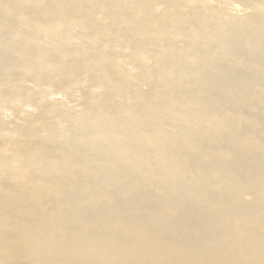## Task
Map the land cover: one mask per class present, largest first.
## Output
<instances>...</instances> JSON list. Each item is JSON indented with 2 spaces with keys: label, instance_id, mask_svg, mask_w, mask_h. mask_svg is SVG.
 <instances>
[{
  "label": "bare ground",
  "instance_id": "1",
  "mask_svg": "<svg viewBox=\"0 0 264 264\" xmlns=\"http://www.w3.org/2000/svg\"><path fill=\"white\" fill-rule=\"evenodd\" d=\"M214 1L0 0L1 10L14 11L19 23L2 24L6 15L0 12V32L8 33H0V41L15 53L25 54L15 47L18 42L50 37L53 27L79 31L97 28V20L123 25L135 37L131 45L123 43L133 77L123 71L118 81L97 72L99 89L111 94L106 104L82 112L77 152L70 153L74 146L65 134L64 158L47 156L48 149L35 145L24 149L27 161L11 173L15 183L0 199L8 213H1L0 233L12 229L33 255L49 251L45 232L64 239V255L52 253L38 264H264V102L255 103L252 94L264 86V0H238L231 12ZM28 4L49 5L44 13L51 15L45 23L36 21L25 13ZM64 46L61 53L71 55ZM27 54L33 61H11L0 71L59 66L56 53V61ZM208 54L248 65L254 77L249 72L225 80ZM104 55L99 61L111 63ZM112 93L124 102L110 105ZM204 102L210 110L202 108ZM223 160L243 166L215 172ZM114 162L121 177L105 172L106 187L97 194L104 166ZM61 169L66 172L43 179ZM40 215L53 218L35 219Z\"/></svg>",
  "mask_w": 264,
  "mask_h": 264
},
{
  "label": "rangeland",
  "instance_id": "2",
  "mask_svg": "<svg viewBox=\"0 0 264 264\" xmlns=\"http://www.w3.org/2000/svg\"><path fill=\"white\" fill-rule=\"evenodd\" d=\"M234 1L236 2L234 3L231 0H215L214 4L224 8L226 12H231L233 10L232 8L238 4V0ZM9 5L13 7V4ZM49 8V5H44L42 8H36L32 4H28L25 6V13L27 15H35L36 21L45 23V16H49L51 13L45 14L44 12L45 9ZM85 10L89 17L91 10L88 8ZM0 12L6 15L2 24L12 25L13 27L19 26L14 11L11 13H5L0 8ZM180 12L186 11L185 9H182ZM94 15L97 16L95 13L91 14L92 20L93 18H95V20L97 19ZM51 18L52 17H48L47 19L50 21ZM86 21H89V18ZM99 21L100 20H97V28L95 26H88L77 31L72 30L73 27L68 29L64 26H61V28L60 26H56L51 29L49 33L50 37H38L37 39L30 41H20L15 47L17 49H24V55L21 52H13V49H8L3 46L0 41V61L2 59L4 60V62L0 64L1 70H7L8 62L11 61L23 64V59L26 57H28L30 61H33L27 52L30 54L43 53V55L48 57L50 61H56V57H58V55L60 56L59 62H55L56 64H59V66L49 65V67H44L39 64L37 67H32L34 70L31 73L16 69L13 73L11 71L10 75H8L6 71H0V107H5V103H3L1 99H3L4 102L6 100V108L4 109L7 112L6 113L2 109L3 107L0 108V199L2 197L4 198V195L6 196V193L10 192L15 183L13 179L11 180V178H13L11 176L13 172H18V165L24 164V162L27 161L26 152L24 151L25 148L33 149L32 147L35 145H42L45 149H48L46 153L47 156L64 158L65 155L62 151L63 136L69 134V143L74 146V149H71L70 153L73 154L74 152H77L78 139L80 136L84 135L85 129L84 121H81V118L84 116L82 115V112H85V109H94L97 103L106 104L107 102L105 103L103 99L109 98L111 94H105V89L109 88L100 87L102 91L99 89L97 84V72L103 71L104 74L107 72L106 74L109 77L112 76V79L118 78V81L124 72L126 76L130 74L129 76L133 77V69L128 66V64H130L128 62L130 56L129 49L123 43L127 41V43L131 45L133 42L132 40L135 37L124 33L123 25L105 24L107 21H102L99 25ZM103 26L106 28H103ZM0 33L4 38L8 35L6 30L1 31ZM235 39L239 40L238 38ZM62 45H65L64 47L69 50L71 55H68L65 52L61 53L60 46ZM33 48H38L39 51L34 50ZM55 53L58 55L56 56ZM104 54H107L108 57L110 56L109 60L111 63L106 62L105 60L99 61L105 56ZM207 57L216 62L218 67L223 71L225 80L231 82L236 78H245L247 77L246 74L249 72H252L254 77L253 70L248 67V65L235 62L230 57L226 58L213 54H208ZM65 61H69L71 65L74 66L73 69L68 68L66 65L61 66V63L65 64ZM152 63L153 62H149L148 60L147 67L153 69L155 65L154 63L152 65ZM99 65L103 67L102 70L98 69ZM45 66H48V64ZM129 69L131 71H129ZM208 73L216 75V70L209 69ZM217 90L218 89H214L213 91ZM6 91L8 92L6 93ZM252 94L255 103L256 99L264 102V86L254 88ZM4 95H7V97ZM113 97L114 99L110 101V105H118L116 104L117 102H124L125 100L123 96L117 98L116 95H113ZM202 108L210 110L205 102ZM255 111L259 113L257 108ZM3 122H5V124ZM54 149L57 151L55 152ZM2 162L6 163L3 164ZM8 162L9 164H7ZM11 162L12 165L14 164V166H17L12 167ZM27 164L30 167V163L27 162ZM6 165L8 166L7 169L5 168ZM118 166L117 162H114L112 165L107 164L104 166L103 177L100 180V183L97 184V194L104 191L106 187V184H104L105 172L112 173L110 174L112 178L118 179L121 177L120 172H115L116 167ZM242 166L243 162L240 160H223L220 162L219 166L215 168V172H226L225 167H228L229 169L230 167L241 169ZM5 169L7 172H4ZM129 171L128 168L124 170V172ZM58 172L66 171L63 169L59 171L57 170L53 175L48 174L43 177V179L51 180L53 177L60 175ZM229 172L232 171L230 170ZM30 173L31 171H29V174ZM80 179L86 180L87 178ZM246 198L249 199L250 197L246 196ZM50 202L51 201L49 200V205L51 204ZM1 213L3 215H8L2 207H0V217H3ZM69 214L68 211L64 213L62 222L67 221ZM52 218L53 216L40 215L35 219L50 220ZM1 232L4 234L0 233V248H3L0 252L4 255L0 254V264H38L39 259L43 262L44 259L52 253L64 255L62 251L64 239H54L52 231L45 232L43 235L44 239L50 240L48 245L49 251L45 253L40 251L36 255L28 252V246L30 248V245H26V243L23 245L20 243V240L13 238L16 234L12 229L7 227ZM76 259H78V257H76Z\"/></svg>",
  "mask_w": 264,
  "mask_h": 264
}]
</instances>
